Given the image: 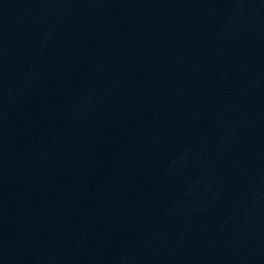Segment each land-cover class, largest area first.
Segmentation results:
<instances>
[{
	"label": "water",
	"instance_id": "1",
	"mask_svg": "<svg viewBox=\"0 0 264 264\" xmlns=\"http://www.w3.org/2000/svg\"><path fill=\"white\" fill-rule=\"evenodd\" d=\"M0 264H264V0H0Z\"/></svg>",
	"mask_w": 264,
	"mask_h": 264
}]
</instances>
